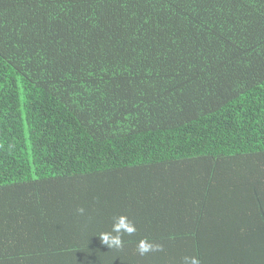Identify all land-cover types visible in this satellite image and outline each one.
<instances>
[{"label":"trees","instance_id":"1","mask_svg":"<svg viewBox=\"0 0 264 264\" xmlns=\"http://www.w3.org/2000/svg\"><path fill=\"white\" fill-rule=\"evenodd\" d=\"M185 256L264 264V0H0V264Z\"/></svg>","mask_w":264,"mask_h":264},{"label":"clouds","instance_id":"2","mask_svg":"<svg viewBox=\"0 0 264 264\" xmlns=\"http://www.w3.org/2000/svg\"><path fill=\"white\" fill-rule=\"evenodd\" d=\"M77 212L81 215L85 213L84 208H78ZM136 232V227L126 215H120L114 218L111 230L99 234L100 240L110 249H122L124 247L123 235H133ZM162 245L150 241L148 238H142L137 242V251L140 255H146L149 252L162 251ZM182 264H200V261L195 256H185Z\"/></svg>","mask_w":264,"mask_h":264}]
</instances>
